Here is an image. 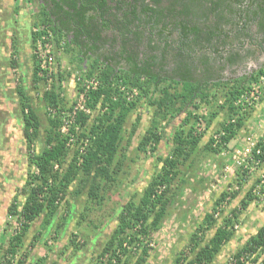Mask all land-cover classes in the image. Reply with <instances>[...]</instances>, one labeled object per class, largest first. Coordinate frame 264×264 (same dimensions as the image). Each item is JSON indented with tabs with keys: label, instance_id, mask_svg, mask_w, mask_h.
I'll list each match as a JSON object with an SVG mask.
<instances>
[{
	"label": "trees",
	"instance_id": "trees-1",
	"mask_svg": "<svg viewBox=\"0 0 264 264\" xmlns=\"http://www.w3.org/2000/svg\"><path fill=\"white\" fill-rule=\"evenodd\" d=\"M41 1L31 43H45L52 37L56 43L64 41L65 52L75 50L81 72L78 91L89 113L77 110L68 116L69 125L62 132L63 113L72 114L73 107H64L56 87L44 91L40 98L46 108L55 110V115H47L48 128L41 135L29 91L24 85L16 86L30 170L7 208V216L14 218L18 228L10 234L5 254L15 259L25 234L40 218L44 238L50 235V227L56 235L67 228L72 218L67 194L75 181L89 186L87 195L91 200L101 194L102 199L106 188L116 184L121 171L118 154L123 125L129 113L142 103L152 113L137 149L144 151L150 146L154 154L163 137L157 133L159 122L178 119L171 130V147L166 156L155 158V164L160 166L141 193L131 194L113 216L114 228L90 264H127L132 258L134 264H144L149 236L158 229L170 203L168 194L179 167L200 150L204 132H198L197 126L209 128L219 112L224 113L225 121L201 147L204 153L216 155L244 127L249 112L243 105L254 86H258L255 92H261V99L264 97V65L238 78L223 79L227 67L243 62L249 54L247 48L264 54V0ZM36 56L32 55L34 90L42 81ZM11 64L13 70L17 68L16 62ZM92 78L97 86L85 89L82 81ZM219 97L221 104L217 103ZM203 107L208 109V117L197 113ZM92 112L96 115L92 116ZM139 122L136 117L132 132ZM36 142L39 144L34 149ZM246 161L264 164V134ZM238 177L237 184L242 185ZM261 180L257 179L253 188ZM80 188L73 192L75 198ZM253 188L241 199L240 208L233 209L231 217H224L216 226L214 214L221 203L228 196H237V191L220 193L212 212L205 214L186 245L175 254L173 264H212L234 236L240 210L256 199ZM259 193L264 199V186ZM62 205L67 207L66 214L59 218ZM212 228L213 234L202 244L205 232ZM70 238L73 249L78 251L82 244L76 243L73 235ZM263 253L264 225L227 264H264ZM43 260L24 263L17 259L9 264H43Z\"/></svg>",
	"mask_w": 264,
	"mask_h": 264
},
{
	"label": "rangeland",
	"instance_id": "rangeland-1",
	"mask_svg": "<svg viewBox=\"0 0 264 264\" xmlns=\"http://www.w3.org/2000/svg\"><path fill=\"white\" fill-rule=\"evenodd\" d=\"M38 3V0H0V201H5L0 203V264H9L10 261L13 263L17 259L32 263L40 258L44 259L43 264H90L92 257L101 250L114 228L115 224L111 222L113 216L131 194L141 193L153 171L160 166L155 164V158L164 157L168 153L171 147V130L173 126H177L179 120L175 119L171 123L165 119L159 122L157 133L161 132L163 137L156 145L154 154L151 153L150 146L139 151L138 144L150 125L152 113L151 108L139 104L129 113L123 125L118 154L121 171L116 184L106 188L102 199H99L101 194L97 199L91 200L87 195L89 186L84 187L83 182L79 184L75 181L67 194L69 206L72 208V218L67 228L61 229L56 235L50 227V235L44 238L41 236L45 233L41 227L42 218L36 220L25 234L23 246L12 260L5 254V250L10 234L15 233L18 227L14 218H9L6 214L9 206L7 202L11 203L30 170L15 88L24 85L29 91L32 106L40 121L41 135L48 128L47 115H55V110H49L43 104L40 98L42 92L56 87L66 109L83 104L78 91L81 72L77 67L79 62L75 50L65 52L64 41L56 43L52 37L45 43L40 40L35 45L31 43L30 35L36 28L33 23L41 11ZM246 50L249 54L244 56L243 62L227 67L223 79L238 78L264 65V54L249 48ZM32 55H37L36 61L42 78L36 90L32 89ZM11 61L17 63L14 70ZM256 87L258 86H254L255 90L244 101L243 107L249 112L244 127L218 154H206L201 151V147L209 137L214 136L219 124L225 121L224 113L219 112L209 128L197 126L198 132H204L200 150L179 167V174L168 194L171 197L170 203L158 229L149 236V252L144 264H173L175 254L183 249L205 214L212 212L214 201L220 193L237 191V196L234 199L228 196L221 203L218 212L214 214L217 219L216 226L224 217H231L233 209L240 208L241 199L253 188L257 179L262 180L253 188L252 193L256 199L245 210H240L234 224V236L221 248L212 264H227L246 240L264 225V199L261 193L258 194L259 188L264 186V164L252 165L246 161L252 147L264 134V97L261 99V92H255ZM217 101L218 104L222 103L220 97ZM96 112L91 115L95 116ZM197 113L208 117V109L204 107ZM136 117L140 118V122L132 132ZM67 118L68 113L64 112L61 118L62 132H66L69 125ZM38 144L39 142L35 143L34 149ZM238 176L242 178V185L237 184ZM78 186L81 188L75 198L73 192ZM65 207L66 205L61 206L59 218L65 216ZM205 233L207 234L202 244L211 237L213 228ZM70 235L75 237L76 243L82 244L78 251L73 249ZM34 236L38 237L37 240ZM261 260H264V253ZM133 261L132 258L127 264H134Z\"/></svg>",
	"mask_w": 264,
	"mask_h": 264
},
{
	"label": "built area",
	"instance_id": "built-area-1",
	"mask_svg": "<svg viewBox=\"0 0 264 264\" xmlns=\"http://www.w3.org/2000/svg\"><path fill=\"white\" fill-rule=\"evenodd\" d=\"M78 80L80 81L79 78H78ZM82 85L85 87V89L95 88L97 86V82H96V80L94 78H92L91 80H88V81L87 80H83L82 81ZM80 98L83 99V94H81ZM127 100H130V97L127 98ZM72 107H73V111H72V114L71 113H68V116L69 117H72L77 110L86 111L84 109V104H82V105L77 104V105H74ZM86 112L89 113V111H86ZM65 124H67V123H65ZM63 129H65V127Z\"/></svg>",
	"mask_w": 264,
	"mask_h": 264
},
{
	"label": "crops",
	"instance_id": "crops-1",
	"mask_svg": "<svg viewBox=\"0 0 264 264\" xmlns=\"http://www.w3.org/2000/svg\"><path fill=\"white\" fill-rule=\"evenodd\" d=\"M0 194H1V193H0ZM0 199H1V198H0ZM1 200H2V199H1ZM9 200H10V199H9ZM7 201H8V200H7ZM11 201H12V200H11ZM2 202H5V201H0V203H2ZM7 204L10 205V204H9V201L7 202ZM8 205H7V206H8ZM6 210H7V209H6ZM6 213H7V211H6Z\"/></svg>",
	"mask_w": 264,
	"mask_h": 264
},
{
	"label": "flooded vegetation",
	"instance_id": "flooded-vegetation-1",
	"mask_svg": "<svg viewBox=\"0 0 264 264\" xmlns=\"http://www.w3.org/2000/svg\"><path fill=\"white\" fill-rule=\"evenodd\" d=\"M38 2H40V3H38L39 5H42V1L41 0H38Z\"/></svg>",
	"mask_w": 264,
	"mask_h": 264
}]
</instances>
